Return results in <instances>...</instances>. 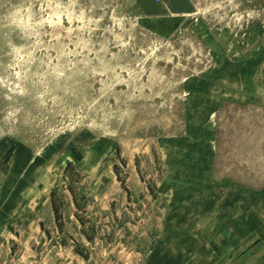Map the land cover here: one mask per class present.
Wrapping results in <instances>:
<instances>
[{
    "label": "rangeland",
    "instance_id": "obj_1",
    "mask_svg": "<svg viewBox=\"0 0 264 264\" xmlns=\"http://www.w3.org/2000/svg\"><path fill=\"white\" fill-rule=\"evenodd\" d=\"M191 1L171 33L146 12L168 0H0V144L29 154L0 264H264V66L256 96L201 81L250 54L264 0ZM235 187L256 193L235 206L252 236Z\"/></svg>",
    "mask_w": 264,
    "mask_h": 264
},
{
    "label": "crops",
    "instance_id": "obj_2",
    "mask_svg": "<svg viewBox=\"0 0 264 264\" xmlns=\"http://www.w3.org/2000/svg\"><path fill=\"white\" fill-rule=\"evenodd\" d=\"M169 3L172 5V9L174 11L173 14L170 15H163L162 11L156 13L157 11H150L148 9L146 12L147 13H154L156 14L155 16H159L158 19L160 20H169L170 21V32L174 33L176 32L181 24L182 20L189 16L191 12L193 11L191 8L187 7H178L176 5V0H168ZM190 2L191 0H187ZM192 2V1H191ZM175 4V5H174ZM170 10V9H169ZM167 11V10H163ZM172 12V11H171ZM161 16V17H160ZM249 37H248V43L254 44V48L251 50L250 54L247 57H243L241 60V57L234 60H230L226 58V61L220 64L217 68H214V70H211L208 72L207 79L205 77L204 80H201L202 82L209 83L210 85H218L219 83L222 82H233V83H240L243 82L244 87L242 89L248 91V93L251 96H256L260 95L259 93L261 91L258 90V85L256 81V76L258 75V72L260 71V68L264 66V23H259V22H253L249 23V25L246 27ZM165 31V30H163ZM264 90V89H263ZM200 95L202 97L210 98L211 97V89L203 86L202 84V89L199 91ZM200 97V98H202ZM12 147H2L0 144V161L4 156L7 155L9 150ZM17 153V148H13V150H10V157L7 160L8 164V169L6 170L7 173H5V177L3 181L0 183V198L5 196L9 197L7 198V202L11 203L12 202V211L15 209V198H13V195H17L18 193L21 192L22 189L20 188L19 185L15 184V179L17 177V172H21L22 170L25 171L24 165L25 162L23 161L25 158L28 157L29 154H24V152H21L19 155ZM46 158V157H45ZM39 160V159H38ZM11 177L13 180L14 185L11 186ZM15 177V178H14ZM8 186V187H7ZM22 193V192H21ZM251 190L246 188V187H235L232 188V198L225 200V204L228 206H232L231 208L232 212L230 211V214L227 215L228 219H230L231 222H234L235 226L239 227L238 232L240 233V236H245L248 234L249 236H252L254 231V228H256V222L257 218L256 215L252 216V214L247 213L246 209L240 213L239 210L237 213L236 211V204H240L241 201H246V199L251 201ZM254 194V201L256 202V193ZM244 196V197H243ZM246 196H249L246 198ZM243 201V202H244ZM1 215V214H0ZM9 218V215L8 217ZM5 221L4 217L0 216V222ZM1 224V223H0ZM1 226V225H0Z\"/></svg>",
    "mask_w": 264,
    "mask_h": 264
},
{
    "label": "trees",
    "instance_id": "obj_3",
    "mask_svg": "<svg viewBox=\"0 0 264 264\" xmlns=\"http://www.w3.org/2000/svg\"><path fill=\"white\" fill-rule=\"evenodd\" d=\"M73 153H74L75 159L78 162H80L84 158V155L82 153H77L75 148L73 149ZM71 169L76 170L78 173H82V170L80 169L79 165L76 162H69L64 171L66 176H68V173H70ZM56 191H57L56 188L52 190L51 198H52V207L54 209V212L57 214V211H58L57 204L55 200H53L54 197L56 196Z\"/></svg>",
    "mask_w": 264,
    "mask_h": 264
},
{
    "label": "built area",
    "instance_id": "obj_4",
    "mask_svg": "<svg viewBox=\"0 0 264 264\" xmlns=\"http://www.w3.org/2000/svg\"><path fill=\"white\" fill-rule=\"evenodd\" d=\"M159 2H161L162 0H158Z\"/></svg>",
    "mask_w": 264,
    "mask_h": 264
}]
</instances>
